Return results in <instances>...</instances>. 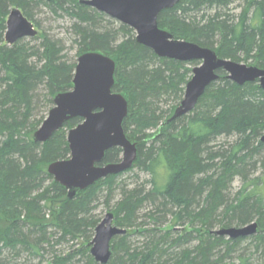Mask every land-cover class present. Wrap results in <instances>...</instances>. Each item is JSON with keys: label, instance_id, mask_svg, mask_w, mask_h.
<instances>
[{"label": "trees", "instance_id": "16d2710c", "mask_svg": "<svg viewBox=\"0 0 264 264\" xmlns=\"http://www.w3.org/2000/svg\"><path fill=\"white\" fill-rule=\"evenodd\" d=\"M33 1L0 0V264H19L22 252L41 255L47 246L54 247V237L56 242L79 237L85 241L81 249L54 253L51 264H75L79 254L86 264H99L89 254L90 239L100 222L92 210L105 190L108 202L119 174L100 179L68 199L65 187L48 173L51 162L69 158L66 130L82 119L67 121L45 143L33 139L45 118L31 122L39 87L46 90L51 109L57 93L72 89L77 63L64 53L58 39L47 34H42L38 46L24 45L21 39L13 45L5 43L9 6L23 7L24 15L32 20L28 5ZM40 2L54 13L63 11L76 20L73 28L79 37V56L97 51L114 59L113 92L127 99L123 128L138 146V158L131 168L151 176L150 189L123 188L122 197L110 209L114 223L127 233L111 241L108 264H223L218 249L224 245L233 248L245 238L225 239L213 231L251 222L258 224L252 239L263 243L264 168L245 180L235 195L229 187L233 176L255 168L251 158L264 148L259 140L264 131V89L257 83L239 85L219 71V78L199 99L204 102L202 113L190 116V112L167 123L191 78L186 63L159 57L130 36L114 46L117 33L99 31L94 11L80 0ZM232 2L180 0L160 12L158 25L176 39L210 47L220 58L252 60V65L264 68V0H244L238 16L229 12ZM165 97L179 102L164 110L160 102ZM150 128L156 131L148 134ZM220 136L234 141L227 148L215 149L212 143ZM121 152L119 147L109 149L103 162L119 161ZM47 179L51 182L45 185ZM146 203L152 205L145 213L147 220L154 221L152 227L138 221ZM169 214L170 228H160ZM188 223L190 230L172 235L174 226ZM138 230L146 239L133 246L129 237ZM254 261L242 256L238 263L233 259L228 264H256Z\"/></svg>", "mask_w": 264, "mask_h": 264}, {"label": "water", "instance_id": "95a60500", "mask_svg": "<svg viewBox=\"0 0 264 264\" xmlns=\"http://www.w3.org/2000/svg\"><path fill=\"white\" fill-rule=\"evenodd\" d=\"M179 1L80 0L82 4L134 28L136 41L152 49L157 56L183 62L202 61L193 67L184 96L167 123L192 112L206 88L219 78V71H224L231 81L239 85L257 82L264 89V68L220 58L213 49L176 39L173 34L159 27L160 12L174 7ZM38 33L21 8L14 6L10 9L6 20L7 44L13 45L20 39L35 37ZM115 71L116 63L108 55L89 51L78 56L72 89L53 97V106L33 134L35 142L45 143L67 121L76 117L82 119L68 131L69 158L53 161L47 168L54 181L65 187L68 199L75 198L79 192L100 179L127 171L138 158L137 142L128 139L123 128V121L128 115L127 99L121 93L113 92ZM261 141L264 142V135ZM114 147L122 151L120 160L104 163L106 151ZM257 231V222H251L241 227L216 229L213 233L237 239L255 235ZM126 233V228L114 223L113 212H108L96 226L95 235L89 244L95 261L108 264L112 257L111 241Z\"/></svg>", "mask_w": 264, "mask_h": 264}, {"label": "rangeland", "instance_id": "374dc122", "mask_svg": "<svg viewBox=\"0 0 264 264\" xmlns=\"http://www.w3.org/2000/svg\"><path fill=\"white\" fill-rule=\"evenodd\" d=\"M42 1H46V0H42ZM244 5H245L244 0H233V2L230 4L228 8L229 12L231 14L238 16L241 13ZM13 6L19 7L18 5H10L9 11ZM89 7H90L89 10L91 11L93 10L94 15H96V19H97L96 27L97 29H99V31H112L117 33L118 36L116 38V41L113 42L114 46L118 45L119 42H121L124 39H127V37L129 36L133 37V39H136V31L134 28L122 23L121 21L109 16L104 12L98 11L94 7L91 6ZM20 8L22 12H25V9L23 7ZM28 11L32 17L31 21L34 23L35 28L39 31L40 34L35 37H25L21 39L24 45L29 44L30 46L31 45L38 46L42 40L43 37L42 34H47L51 38L58 39L64 48L63 49L64 53H67L70 59L77 62L79 56L78 55L79 37L75 33L73 28V25L74 23H76V20L63 11H59L57 14L54 13L47 5L44 4V2H40V0H34L33 2H31L30 5H28ZM208 13H213V12L208 11ZM123 25L127 26V30L123 29L122 27ZM4 39H5V34H4ZM203 47H207V46H203ZM201 62H202L201 60H192V61L184 62L186 63V66L184 68H187L190 72L188 74L189 78L192 76L191 69L195 66L200 65ZM241 63H244L246 65L253 64L252 60L241 61ZM184 93L185 90L183 91L181 98H183ZM38 95H39L38 104L36 105L35 110L33 112L31 122L42 120L44 117L46 118L50 110L48 102L46 101V90H44L43 86L39 87ZM178 102L179 100H174L172 97H165L160 102V106L162 109L165 110V109H169L173 104H176ZM203 109H204V102L199 101L198 105L189 115L194 116L200 114L202 113L201 111ZM183 121H181V124L183 123ZM146 131L148 134H150L156 131V128L154 129L150 128L147 129ZM67 135H68V131L66 130V139H67ZM263 135H264V131H263ZM262 136L259 137V140L261 139ZM233 141H234L233 137L220 136L215 140V142L212 143V145L215 147V149H219L220 146L227 148L229 144H232ZM251 159H252L251 163H256V166L253 170L251 169L245 172L244 174H236L235 176H233L230 183L231 185L229 187V192L232 195L233 194L235 195V193L242 187L245 180H250L252 177H255L262 173L264 168V148H261L258 151V153L254 154V156ZM149 179H151L150 174L147 173L146 171H141L137 167H133L125 172L120 173L117 176L116 184L118 186L115 188L112 195L109 196L108 202L106 200L107 192L105 190L99 194L96 202L94 203V209L92 210V215L96 219L98 218L101 221L104 218V216L111 211L110 209L114 206V204L122 197L121 189L123 188L134 189V188H141L142 186H145L147 189H150L151 185L150 183H148ZM50 182H51L50 179H47L45 181V185H48ZM151 209H152V205L146 203L143 206V208L140 209L139 212L138 221L144 222L145 223L144 225L148 227L154 226V221L149 219L147 220V218L145 217V213H148L149 210ZM171 217H172L171 214H169L164 220V223L161 224L160 228H163L165 230L170 228L172 222ZM191 227L192 225L189 223L183 226L176 225L173 227L172 235H176L178 233L184 234L185 231L190 230ZM216 229H218V227H216ZM53 230L54 229L52 230L49 229L48 231L50 232ZM57 235H60V232ZM94 235H95V230L90 241H92ZM145 235H146L145 233L140 232L138 230L129 237V241L133 244V246H139L141 242L146 239ZM252 236L244 237L245 239L238 242L236 245L232 246L233 248H230L229 245H224L221 248H219L218 252H220V256L223 257V262H224L223 264L231 263V260L233 259H235L236 263H238L239 258H242V256L251 257L253 260H255L254 262L256 264H264V242L255 243L254 239H252ZM224 237L225 239L229 238L228 236H224ZM55 238L56 237H54L53 239V243H54L53 248L51 246H47L46 250H41L40 252L41 255H35V256L27 252H22V254L18 257L17 261L19 262V264L20 263L22 264L24 262L26 264H51L54 253L57 252L58 254H67L73 249H81L84 247L85 237H79L74 240L68 238L66 240H62L59 242H56ZM90 247L91 246H89V254L91 255ZM4 253L6 255L10 254L7 251H5ZM77 260L79 264H86V258L81 256L80 254L77 257ZM77 262H75V264H77Z\"/></svg>", "mask_w": 264, "mask_h": 264}]
</instances>
